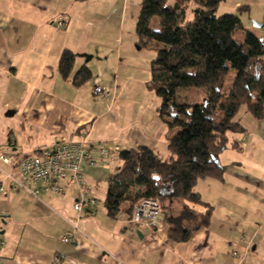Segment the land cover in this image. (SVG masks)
Wrapping results in <instances>:
<instances>
[{
	"label": "crops",
	"instance_id": "crops-1",
	"mask_svg": "<svg viewBox=\"0 0 264 264\" xmlns=\"http://www.w3.org/2000/svg\"><path fill=\"white\" fill-rule=\"evenodd\" d=\"M224 1L232 4L231 10L244 11L243 24L246 14L255 16V7L261 5L260 0ZM129 4L130 0H0V154L32 153L62 140L87 138L122 149L147 146L167 158L174 130L158 109L152 121L146 114L132 113L127 101L133 97L120 81L119 70L118 77H112L107 21L128 14ZM59 17L68 19L66 30L57 28ZM254 32L263 36L264 29ZM66 49L76 54L68 78L59 70ZM83 65L92 76L77 86L74 75ZM97 84L105 86L107 94L95 96ZM240 110L237 119L244 131L229 133L227 148L218 156L226 167L223 178H202L195 186L213 208L210 224L194 230L189 239L171 237L168 217L187 207L204 213L203 205L165 199L176 206V214L161 204L160 227L140 229L124 221V211L109 215L105 200L78 217L74 186L56 194L32 182L29 190L0 174V185L7 189V194L0 192V237L5 241L0 264H55L56 256L59 264H264V116H254L247 107ZM120 165L119 155L111 154L84 168L96 196L103 189L106 199L109 179ZM4 168L20 178L12 166ZM71 222H77L78 229ZM194 224L183 222L185 227ZM65 236L71 242H65Z\"/></svg>",
	"mask_w": 264,
	"mask_h": 264
},
{
	"label": "trees",
	"instance_id": "trees-1",
	"mask_svg": "<svg viewBox=\"0 0 264 264\" xmlns=\"http://www.w3.org/2000/svg\"><path fill=\"white\" fill-rule=\"evenodd\" d=\"M223 1L141 0L136 21L141 44H155L148 87L160 97L159 113L174 132L166 159L147 146L121 150L105 207L116 216L121 211L131 214L143 198L161 204L163 199H183L205 206L204 213L187 207L168 217L173 239L187 240L194 230L210 224L213 208L195 186L202 178H223L226 167L218 156L227 148L229 133L244 131L239 110L246 106L254 116H264V36L246 29L240 14L218 15ZM238 30H245L243 41L235 39ZM75 59L72 50L61 54L64 78L71 75ZM231 71L235 75L228 85ZM91 76V69L83 65L73 82L80 86ZM190 87L204 88L205 100L192 102L181 94ZM186 220L194 226L185 227Z\"/></svg>",
	"mask_w": 264,
	"mask_h": 264
},
{
	"label": "built area",
	"instance_id": "built-area-1",
	"mask_svg": "<svg viewBox=\"0 0 264 264\" xmlns=\"http://www.w3.org/2000/svg\"><path fill=\"white\" fill-rule=\"evenodd\" d=\"M68 24L66 17H59L56 20V26L60 30H66ZM93 93L95 96L105 95L107 88L97 84L93 88ZM121 150L119 144L94 143L87 138L81 141L62 140L33 153L2 152L0 154V174L3 175L4 180L12 181L27 189L32 182L41 183L45 191L56 194H65L69 186H74L77 190L74 210L78 217H82L96 210L99 205L97 196L87 182L84 168L102 163L111 154L119 155ZM4 165L18 170L20 178H17L13 172L5 170ZM0 192L7 194L4 183L0 185ZM37 192L38 190L34 194ZM160 213L161 203L158 199L143 198L131 214H121L125 222L141 229L160 227ZM71 223L75 229H78L77 222ZM63 240L71 242L69 236H65ZM3 245L5 241L0 237V247ZM54 260L55 264L60 263L59 256H56Z\"/></svg>",
	"mask_w": 264,
	"mask_h": 264
},
{
	"label": "rangeland",
	"instance_id": "rangeland-1",
	"mask_svg": "<svg viewBox=\"0 0 264 264\" xmlns=\"http://www.w3.org/2000/svg\"><path fill=\"white\" fill-rule=\"evenodd\" d=\"M131 1H136V4H132ZM171 1L172 0H169V2ZM259 2H261V5L258 7L259 9L255 7V16L252 13L251 15L246 14L243 18L245 28L256 32H260V30L264 29V27L258 28L256 26V24L264 23V1L260 0ZM140 4L141 0H130L128 14L123 16L121 13L119 15L116 14L113 22L107 21L106 28L108 38L106 48L108 49V57L110 58V68L115 69L114 73H112V77L115 76L117 78V70H119L121 77L120 81L126 85V92L133 97L129 98L127 101V103L129 102V110H131L134 114H146L149 120L152 121L153 117H158L157 109L161 104V99L148 87V83L151 78V61L156 54L154 49L155 44L153 42H149V44L143 46L136 33V19L138 13L140 12ZM231 6L232 4L230 2L224 1L219 6L217 14L223 15L227 13H237L241 16V13H244L243 10H231ZM153 26L155 28L158 27V25L155 24V21L153 22ZM244 35L245 30H238L235 33V39L243 41ZM120 60H123L122 64L120 63ZM234 75L235 72L231 71L227 81L228 85L234 78ZM185 90H189V92H184L182 94L187 95L188 97L190 94L192 102L193 100H196L194 102H202L205 100L206 91L204 88L190 87ZM184 98L185 97H181L180 99L183 101ZM242 108H246V106H243ZM241 111L243 114V110H240V112ZM103 193V189L100 193H98L99 196H97V198L99 205H103L104 203L105 197ZM180 200L190 203L189 201L183 199ZM162 205V207L165 208L169 214H172L173 211L174 214H176L178 210L175 209L176 206L174 207L170 205L165 199L162 200Z\"/></svg>",
	"mask_w": 264,
	"mask_h": 264
},
{
	"label": "water",
	"instance_id": "water-1",
	"mask_svg": "<svg viewBox=\"0 0 264 264\" xmlns=\"http://www.w3.org/2000/svg\"><path fill=\"white\" fill-rule=\"evenodd\" d=\"M256 26H257L258 28H262V27H264V23L256 24Z\"/></svg>",
	"mask_w": 264,
	"mask_h": 264
}]
</instances>
